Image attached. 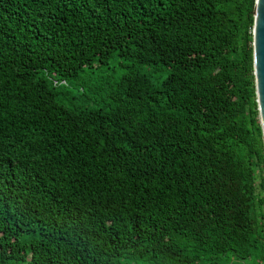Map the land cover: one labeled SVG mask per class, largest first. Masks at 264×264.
I'll list each match as a JSON object with an SVG mask.
<instances>
[{
    "label": "trees",
    "instance_id": "1",
    "mask_svg": "<svg viewBox=\"0 0 264 264\" xmlns=\"http://www.w3.org/2000/svg\"><path fill=\"white\" fill-rule=\"evenodd\" d=\"M255 4L0 0V264H264Z\"/></svg>",
    "mask_w": 264,
    "mask_h": 264
},
{
    "label": "water",
    "instance_id": "2",
    "mask_svg": "<svg viewBox=\"0 0 264 264\" xmlns=\"http://www.w3.org/2000/svg\"><path fill=\"white\" fill-rule=\"evenodd\" d=\"M254 34V69L256 93L264 134V0H256Z\"/></svg>",
    "mask_w": 264,
    "mask_h": 264
},
{
    "label": "rangeland",
    "instance_id": "3",
    "mask_svg": "<svg viewBox=\"0 0 264 264\" xmlns=\"http://www.w3.org/2000/svg\"><path fill=\"white\" fill-rule=\"evenodd\" d=\"M122 63H127L126 61L122 60V59H114L110 62L109 66L108 67H101V68H98V69H95L92 73H91V77L96 78L99 74H101V72L105 71V73H110V71L112 69H116L117 73L121 74L122 72H124L125 70V66L123 67L122 66ZM142 70H144L145 72L148 71V68L147 67H143ZM153 79H154V76H153Z\"/></svg>",
    "mask_w": 264,
    "mask_h": 264
}]
</instances>
